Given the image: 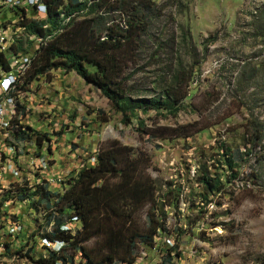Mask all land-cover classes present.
Listing matches in <instances>:
<instances>
[{"label":"rangeland","instance_id":"1","mask_svg":"<svg viewBox=\"0 0 264 264\" xmlns=\"http://www.w3.org/2000/svg\"><path fill=\"white\" fill-rule=\"evenodd\" d=\"M9 1L3 0L1 5ZM34 1L37 0L27 4ZM145 2L147 6L142 11L150 18V36L144 41L139 66L132 76L136 91L145 93L154 87L159 77L168 78L173 63L190 65L197 60L191 86L195 95L188 101L202 109L207 104L205 92L219 96L218 100L203 111L187 106L176 117L153 119L142 115L152 137L137 130L136 120L129 125L122 124L121 115L112 109L108 99L76 72L56 69L34 80L30 91L22 92V87L13 89L15 96L9 99L21 102L28 109L21 119L23 124L34 130V137L48 132L52 141L44 138L41 149L35 140L31 141L30 157L34 162L24 161L23 155L17 158L13 148L5 144L4 139L9 135L6 127L11 121L3 116L5 127H0V138H3L0 143V264H34L26 253L38 259L54 251L53 247H46L40 237L47 219L43 214L46 203L39 202L36 195L20 198V194L29 195L31 191L23 186L26 192H22L13 183H24L28 178L29 188L36 189L41 185L33 184L39 180L36 179L39 173L41 181L55 183V189L51 190L57 192L65 187L64 181H68L74 170L93 164L102 142L115 139L151 157L148 171L159 187V213L165 212L167 231L156 238L153 248L139 246L135 259L144 256L146 264H162L163 255L173 242H179L181 251V256L172 260L175 264H256L264 252V163L259 162L255 154L260 147L246 154L249 147L244 146L249 137L245 129L251 113L264 121V75L255 78L259 87L243 85L240 89L238 82L246 61L264 57V40L254 37L253 20L256 10L264 6V0ZM9 7L17 9L15 6L0 8L3 18L0 30H4L7 43H13L10 52L36 55L35 46L42 43V36L28 35L18 24L19 15ZM32 12L29 8L30 16ZM34 16L40 18V11ZM190 33L193 39L186 41L184 36ZM213 33L218 34V39L205 53L202 42ZM28 37L34 40L33 46ZM21 40H25V45L20 49ZM6 60L7 66L0 61V88L2 78L12 69L9 59ZM3 98V102L9 100L5 95ZM31 101L33 104L29 103ZM222 145L244 154L239 160V174L225 184L224 191L211 194L207 201L196 179L205 167L212 174L217 171L230 174L224 164L225 147ZM42 154L48 155L50 174L36 168ZM11 166L14 176L1 172ZM170 181L174 190L165 197ZM19 221L21 229L13 228ZM74 222L70 223V228L76 231L81 225L79 220ZM53 224L48 226V231ZM65 226L66 223L61 227ZM8 240L10 248L3 244ZM94 243L92 239L85 245L92 248ZM66 252L73 253L70 248ZM82 261L81 254L75 253L73 264Z\"/></svg>","mask_w":264,"mask_h":264},{"label":"trees","instance_id":"2","mask_svg":"<svg viewBox=\"0 0 264 264\" xmlns=\"http://www.w3.org/2000/svg\"><path fill=\"white\" fill-rule=\"evenodd\" d=\"M40 5L46 8L45 18L34 16L35 12H39ZM146 6L145 0H37L17 9L9 7L19 15L18 24L28 35L42 36L40 38L43 39L39 43L43 46L34 56L21 91L32 90L34 80L49 75L53 70L76 72L85 83L94 86L108 99L112 109L121 115L122 124L129 125L136 120L137 130L148 135L151 133L145 128L142 115L153 119L176 117L187 106L203 111L219 96L205 92L207 104L202 109L193 101H188L195 95L191 86L197 71V60L190 65L173 63L169 77H159L153 81L154 87L145 93L136 91L131 83L139 66L144 41L150 36V18L142 11ZM2 7L4 5H0ZM29 8L33 10L31 16ZM253 20L254 37L264 40V6L256 10ZM184 39L192 40V34H185ZM217 39L218 34L213 33L203 40L205 53ZM28 41L34 45L30 37ZM24 45L25 40H21L18 48ZM0 61L7 66L4 54H0ZM242 68L238 78L240 89L243 85L256 87L255 78L264 75V57L248 60ZM12 96L15 93L5 95L7 98ZM152 111L154 115H150ZM27 113V106L19 102L14 114L9 117L10 125L6 127L9 135L4 139L5 144L13 148L17 158L27 152V147L19 144L35 140L41 149L44 138L50 139L48 132L34 137V130L21 121ZM99 113L103 114L102 111ZM251 115L245 129L249 136L244 144L249 147L246 154L260 147L255 154L258 161L264 163V121L253 113ZM222 147H225L224 164L230 174H220L219 171L212 174L205 167L196 179L207 201L211 194L224 191L225 184L239 174V160L244 154L226 145ZM150 166V156L115 139L102 142L93 164L74 170L68 181H64L65 187H62L65 189L53 192L46 185L49 184L47 180L41 181L45 184L36 189L29 188L28 178L24 179V183H13L22 192H26L23 186L31 191L29 195L20 194V198L36 195L39 202L46 203L47 208L54 207L47 215L41 239L66 244L60 248V253L50 251L38 259L28 253L25 256L34 264H73L74 254L79 252L83 257L80 264H135L137 248H153L156 238L167 231L165 212L159 213V187L148 171ZM40 177L36 173V179L41 180ZM173 190L170 181L164 196ZM52 198H55L53 206ZM72 219L79 220L81 227L76 231H71L73 228L61 229ZM51 222L54 224L48 231ZM92 239L94 247L87 248L85 243ZM69 248L72 254L66 252ZM180 256L179 242H173L167 254L163 255L162 264H175L172 263L173 258ZM256 264H264V252Z\"/></svg>","mask_w":264,"mask_h":264},{"label":"built area","instance_id":"3","mask_svg":"<svg viewBox=\"0 0 264 264\" xmlns=\"http://www.w3.org/2000/svg\"><path fill=\"white\" fill-rule=\"evenodd\" d=\"M29 1L30 0H11V1H9V3L5 4L4 7H8V6H15L17 8L18 7H23V6H26V4ZM38 11H40V18H45L46 17L45 7L44 6H40V9ZM42 11L44 12L43 14H41ZM0 20H2V25H3V18L1 16V13H0ZM48 41L49 40H47L44 45H46ZM8 44H9V41H8ZM42 46L43 45L35 46V47H37V52L42 48ZM34 56L35 55H32V60H31V62L28 65H26L25 67H22L21 70L18 73H15L11 77H9V84L6 86V88H0V127H5L3 125V115L7 111V109L9 108L8 104H3V95H7V92H11L13 89H16L18 87H22V85L24 84V79H25L27 73L32 68ZM39 96H40V93H39ZM29 103L33 104L32 101L29 102ZM50 140H51V138H50ZM1 142H3V138H0V143ZM19 145H21V147H27V154H23L24 161H26V159H28V161H33V158L30 157L31 148L29 147V145H31V141L28 140L25 144H19ZM41 146H43V145H41ZM9 151H10V149L8 151H6V152H8V156H9ZM25 156H27V157H25ZM12 163H13V160H12ZM35 165H36L37 169H40V171H45L48 174L52 173V172H50V170H48V155L45 156V155L42 154L41 162H36ZM1 172H3V174L4 173H10L12 176H14V174L12 172V166L8 169V171H1ZM33 184L36 185V184H45V183H42L41 180H37ZM46 185H48L49 189H55V183L54 184H46ZM53 208L54 207L47 208L46 206H44L43 214L45 216H47L48 213L53 210ZM70 223H75L74 219L67 221L66 222V226L65 227H61V228L63 230H70ZM13 228L21 229V222L19 221V225H13ZM71 231H73V230H71ZM3 244H9V240L6 241V243H3ZM45 246L46 247H53L55 252L60 253V246H66V244H55V243L47 241ZM23 255H24V249H23ZM146 261H147L146 257H144V256L143 257H139V258L137 257L136 264H146Z\"/></svg>","mask_w":264,"mask_h":264},{"label":"bare ground","instance_id":"4","mask_svg":"<svg viewBox=\"0 0 264 264\" xmlns=\"http://www.w3.org/2000/svg\"><path fill=\"white\" fill-rule=\"evenodd\" d=\"M2 3H3V0H0V5ZM15 34H19V33L15 32ZM12 46H13V43L11 44L7 43V36L4 34V30H0V53L4 54L6 58L9 59L11 67H12V69L8 71L7 74L2 78L1 88H6V86L9 84V77L14 75L15 73H18L22 67H25L26 65H28L32 60V54L18 55V54H14L13 52H10V50L12 49ZM3 104H8V107H9L3 116H8V118L11 117L15 112L16 106L18 105L17 101L13 99H9L3 102Z\"/></svg>","mask_w":264,"mask_h":264}]
</instances>
